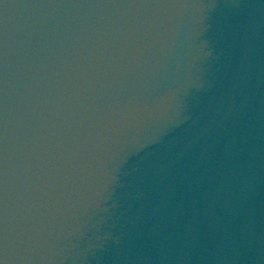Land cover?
Returning <instances> with one entry per match:
<instances>
[{
	"label": "clouds",
	"instance_id": "obj_1",
	"mask_svg": "<svg viewBox=\"0 0 264 264\" xmlns=\"http://www.w3.org/2000/svg\"><path fill=\"white\" fill-rule=\"evenodd\" d=\"M0 264H264V0H0Z\"/></svg>",
	"mask_w": 264,
	"mask_h": 264
}]
</instances>
